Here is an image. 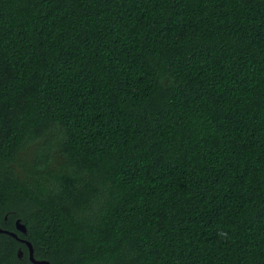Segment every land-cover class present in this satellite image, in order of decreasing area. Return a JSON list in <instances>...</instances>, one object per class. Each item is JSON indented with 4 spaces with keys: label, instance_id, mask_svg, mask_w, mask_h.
I'll use <instances>...</instances> for the list:
<instances>
[{
    "label": "trees",
    "instance_id": "16d2710c",
    "mask_svg": "<svg viewBox=\"0 0 264 264\" xmlns=\"http://www.w3.org/2000/svg\"><path fill=\"white\" fill-rule=\"evenodd\" d=\"M0 228L51 264H264V0H0ZM0 264L33 263L2 233Z\"/></svg>",
    "mask_w": 264,
    "mask_h": 264
},
{
    "label": "water",
    "instance_id": "95a60500",
    "mask_svg": "<svg viewBox=\"0 0 264 264\" xmlns=\"http://www.w3.org/2000/svg\"><path fill=\"white\" fill-rule=\"evenodd\" d=\"M16 229H17L18 232H20V233H22V234H24V235H26L27 232H28V231H27V227H26L23 223H21V220H17V221H16ZM2 233L9 234L10 236H12L13 238H15V239L18 240L19 242L25 244V245L27 246V248H28L29 259H30V261H31L33 264H51V263L48 262V261L37 260V259L35 258L34 248H33V245H32V243H31L30 241H27V240H25V239H23V238H20V237L18 236L17 233L9 232V231H5V230H3L2 228H0V234H2ZM23 255H24V253L20 250L19 253H18V256H19L20 258H22Z\"/></svg>",
    "mask_w": 264,
    "mask_h": 264
},
{
    "label": "flooded vegetation",
    "instance_id": "af4514ba",
    "mask_svg": "<svg viewBox=\"0 0 264 264\" xmlns=\"http://www.w3.org/2000/svg\"><path fill=\"white\" fill-rule=\"evenodd\" d=\"M15 225H16V222H15Z\"/></svg>",
    "mask_w": 264,
    "mask_h": 264
}]
</instances>
